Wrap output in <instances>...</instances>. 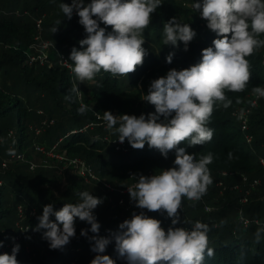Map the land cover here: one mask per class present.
<instances>
[{
    "label": "trees",
    "instance_id": "obj_1",
    "mask_svg": "<svg viewBox=\"0 0 264 264\" xmlns=\"http://www.w3.org/2000/svg\"><path fill=\"white\" fill-rule=\"evenodd\" d=\"M61 2L72 4V0H0V241L3 242L0 254L10 255L14 245L18 244V264H88L97 255L91 250L94 245L91 237L107 238L114 233V227L130 219L134 212L139 214L143 211L137 208L134 202L130 204L128 201L126 202L130 208H123L119 203L120 199L125 201L129 198V193L122 196L119 191L107 190L102 184L111 180L110 182H116L118 185L125 182L130 185L133 183L132 175L149 172L155 174L162 169H168L173 166L175 149L169 151L167 159L159 150L149 148L147 144L143 149H134L128 144L127 152H116L106 140L102 128L86 129L89 124L98 126V123L102 122L93 114L94 111L90 110L89 104H94L95 110L101 115L110 111L117 116L126 114L139 117L144 114L147 117V114L154 113L155 108L148 102H141L142 90L147 94L151 82L165 76L171 69L179 71L199 63L202 50L213 46V40L220 38L208 29L207 21L201 18L199 11H192L191 0H162V5L151 14V22L144 30L145 43L142 46L147 55L143 64L137 66L127 77H113L109 73L101 72L96 77L100 87L92 82H87L89 86H84L60 64L63 57L71 63L69 57L72 49L75 47L77 50H83L80 41L87 36L75 11L70 20L64 18L59 8ZM90 2L91 0H85V3ZM27 14L33 17H28ZM173 17L188 23L196 33L187 51L184 50L182 42H179V47L163 44V26ZM37 18L43 24L42 31L46 33V40L53 44L50 58L44 65H41V61H31L32 54H35L32 45L36 43L35 37L38 35L35 20ZM100 26L104 27L106 32L112 30L111 26L103 23ZM228 35L230 37V34ZM258 51L247 57L251 77L245 90L226 91L225 94L232 100V105L227 109L222 106L214 107L207 125L214 130L212 140L194 147H188L187 141L177 146L185 147L189 154H195L197 160L211 153L213 162L208 165L209 170L237 169L246 175L250 183L254 180L248 175V170L258 169L261 166L259 159L264 158V114H246V121L250 119L248 127L242 124L245 120L237 117L240 109L245 107L242 101L253 94V87H264V58ZM170 53H174V56L169 64L166 57ZM77 84L79 94L71 91ZM81 97L83 103L88 105V111L84 115L78 114L77 111ZM237 99L241 103H237ZM38 110L41 116H36L35 112ZM41 119L54 121L55 124L43 136L37 135L36 132ZM247 137L254 138L255 143L247 145ZM36 140L43 142L40 145L44 144L47 151L57 145L55 153H65L67 158L84 160L92 169L97 182H88L79 174L62 175L59 169L65 162L47 158L41 153L40 155L36 151L38 144L33 146ZM8 145H13L11 149H17L18 154H23L21 152L26 149L30 162L33 157L36 161L47 158L49 163L57 165V168L51 171L35 169L36 172L20 170L16 171V174L9 169L4 171L2 160L9 159L11 154ZM248 148H255L253 155L248 154ZM258 149H262L263 154H258ZM229 153L232 154L231 158ZM28 167L30 168V165ZM30 178H33L32 182L28 180ZM102 190L117 193L119 197L113 206L104 207L105 204L101 203L93 211L101 225L105 220L107 223L111 222L106 225L107 229L101 228L99 233L89 231L88 236H81V230L90 229L91 226L75 218V239L70 240L62 249H50L48 241L43 238V232L46 230L35 231L43 208L51 204L54 210L58 211L66 203L78 202L77 193L81 191H89L97 197L101 196ZM64 198H68V201ZM200 209L201 206L195 207L188 221H200L210 227L208 246L214 250V255L208 257L205 254L203 264H264V235L260 242H257L255 233L241 224L238 218L217 213L215 218L208 219V213L200 212ZM146 214L160 220L162 228L174 227L171 218L166 214L162 215L157 211H148ZM50 219L55 221L54 216ZM186 219L180 217L178 226L182 227L181 222H187ZM260 226H264V216ZM18 227L24 229L22 237L17 238V243L15 239L8 240L4 233L12 235ZM116 230L119 231V228ZM105 251L115 264H127L118 256L114 240Z\"/></svg>",
    "mask_w": 264,
    "mask_h": 264
},
{
    "label": "clouds",
    "instance_id": "obj_2",
    "mask_svg": "<svg viewBox=\"0 0 264 264\" xmlns=\"http://www.w3.org/2000/svg\"><path fill=\"white\" fill-rule=\"evenodd\" d=\"M161 5L162 0H91L90 3L72 0L71 5L61 2L59 8L64 18L70 20L75 11L87 33L80 41L83 50L74 47L69 57V67L76 81L79 84L92 82L100 87L96 77L101 72L127 77L142 65L147 55L142 46L144 30L151 22V14ZM190 6L207 21L208 29L220 37L213 40V46L202 50L200 62L179 71L171 69L151 82L142 99L153 105L155 111L147 117L144 114L114 116L110 111L98 116L107 130L118 135L121 143L127 139L134 149H143L147 144L159 150L165 159L169 151L175 149L172 167L151 176H133L135 182L128 187L130 199L137 208L160 211L171 218L173 226L180 222L178 209H182V199L200 201L213 183L208 168L213 155L209 153L197 160L195 154L177 146L187 141L188 147H194L212 140L214 130L207 125L214 107L227 109L232 105L226 91L245 90L251 77L247 57L264 48V39L258 38L264 36V0H191ZM101 23L111 26L112 30L106 32ZM195 35L188 23L175 17L163 26V44L179 47L182 42L185 51ZM173 56L174 53H170L166 62L170 64ZM71 91L79 94L78 84ZM252 93L258 101L264 98V87H253ZM236 102L241 103L239 99ZM252 103L255 106L256 101ZM77 111L80 115L88 111L82 97ZM237 118L246 122L245 109H240ZM231 156L229 153V158ZM77 196L78 202L66 203L58 211L51 204L45 206L38 217L35 231L46 230L43 238L50 249H62L70 243L75 236V218L91 226L82 229L81 236H88L89 231L99 233L100 224L93 211L103 203L102 199L89 191H81ZM53 216L55 221L50 219ZM191 225V230L169 227L166 232L160 220L144 211L134 212L110 237L90 238L94 240L91 250L97 253L91 264H115L108 255H100L113 240L118 256L127 264H203L205 254L214 255V250L208 246L210 227L200 221ZM262 235L264 227L255 233L257 242ZM19 248L16 244L10 255L0 254V264H18Z\"/></svg>",
    "mask_w": 264,
    "mask_h": 264
},
{
    "label": "rangeland",
    "instance_id": "obj_3",
    "mask_svg": "<svg viewBox=\"0 0 264 264\" xmlns=\"http://www.w3.org/2000/svg\"><path fill=\"white\" fill-rule=\"evenodd\" d=\"M26 16L33 17L31 14L30 15L27 14ZM38 16H39V13H38L37 17ZM35 20L37 22L38 35L35 37L36 43L35 44L33 43V45H32V47L34 48V49L33 48L32 49L34 50L35 54L34 55L32 54L31 61L33 63L41 61V65H44L46 63V61H48V58H50V53H51L50 49L53 47V44L49 43L46 40V33L42 31L43 30V24L41 23V20L39 18H37ZM35 20H32V21L34 22ZM203 20H205V19H203ZM261 39H264V36ZM258 52L264 58V48L259 49ZM64 62L65 61L62 60V62H60V64L70 72L71 76H74L70 70V67H69L70 64L67 63V65H65ZM81 84H84V86H89L87 84V82L81 83ZM140 89H141V87H140ZM144 91L145 90H142V94H141L142 98H143V95H145ZM253 101H256L255 106H253V103H252ZM262 101H263V103L261 104ZM141 102L144 103L146 101H144L142 99ZM242 102L245 106L243 109H245L246 114H250V116H251V114H254V113L257 114L259 112H263L262 114H264V98L259 99L257 101L256 97L253 94H251V95H249V97L245 98ZM94 107H95L94 104H89V108H91L90 110L94 111L93 114H95L96 118L98 120L102 121V122L99 121L100 123H98V126L94 125V127H93L94 130L97 129L96 127L102 128V132L104 134H106V137H105L106 140H108V142L112 144V146L114 147L116 152H121L123 149L117 150L116 144H115V140H119L118 135L113 134L112 131L106 129L105 124H103V120L98 118V116L102 117L101 113L96 111ZM35 114H36V116L42 115L40 113V110H38L37 113L35 112ZM114 116H117V115H114ZM249 120L246 122L244 121L242 123L243 126H247V127L250 126ZM38 126L39 127H38V129H36V131H40V135L43 136V134L46 135L48 133L49 128L54 127L55 124H54V121L49 122L48 120L41 119L40 124ZM254 141H255L254 138L252 139L251 137H247V145L254 144L255 143ZM124 142H126L127 145L129 144L127 142V139H125ZM40 143H43V142H37V140H36V142L33 144V146L38 144L37 147H40V148L45 147V146H43L44 144L40 145ZM12 146L13 145H8V147H10L9 150L11 151V154L9 155V159L2 160V169L4 171L9 169V171L16 174V171L20 172V170H21V172L22 171L36 172V171H34L35 169H45L46 171H51L53 169L56 170L57 165L49 163L50 160H48L47 158H56L55 156H60L62 159L60 158V160H57V161H59L61 163L65 162V163H62L63 164L62 168L59 169V171L61 170V174L62 175H64L65 173H70L72 175L78 174L77 169L74 166L70 165V162L74 159L82 160L81 158H67L65 156V153L63 155H61L60 153H55V155H54V153L51 152L50 150L47 151V149L45 147L44 152H39L37 150L36 151L39 154L40 153L43 154L47 158L45 160L43 158H41V160L36 161V158L33 157V161H35V162H33V161L30 162L26 156L27 155L26 151H25L26 149H24L23 152H21L23 154H18L17 149H15V148L11 149ZM124 149H126L125 152H127L128 146L125 147ZM254 149L248 148V154L250 156L253 155ZM256 151L258 154H260L261 152L263 154L262 149H258ZM63 156H64V158H63ZM259 162H260V159H259ZM27 164L30 165V168L28 167ZM260 165L261 166L258 169L256 168V170H248V173H249L248 175L254 181H258V185H254L253 184L254 181L250 183L247 180V182H245V178H247L246 175L241 173L240 171L238 172L237 169L222 170V169L217 168V169L210 170V173H211V176L213 179V183L208 186L207 192L201 198V200L198 202H194V201H189L186 198L182 199V209H178V212L180 214V217L187 218L186 219L187 222L186 221L181 222L182 227L184 226L183 228H186L189 230L191 229L192 223H189L191 221H188V219H190L191 212L193 209H195V207L201 206L200 210H202V211H200V212L208 213V216H209V217H207L208 219L215 218L217 213H222L224 216H229L231 218H238L240 220L241 224L243 223L246 228L249 227V230L252 233H256L257 229L261 228L260 224H261V221L263 220V216H264V203H262L264 201V166L261 163H260ZM132 176H131V181H132ZM28 180L32 182L33 178H30ZM217 180H219V181H217ZM110 181H108L107 184L111 185L112 188L116 191L126 190V189H128V187H130L133 184L131 182V184L128 185V183L125 182L123 185H118L116 182H110ZM115 185H118L119 187L115 186ZM57 194H58V192H57ZM109 194H111V195H109ZM97 197L101 198V199H105V201L102 200L103 201L102 204H105L104 207L106 205L113 206L116 203V200L119 199L117 193H111V192L109 193V192H105L103 190H102L101 196L97 195ZM64 199L68 201V198H64ZM128 199H126L125 201H123V199L122 200L120 199L119 203L123 208H125V207L130 208V205H128L126 202V201H128L131 204L132 201L130 199V196ZM121 201H122V203H121ZM105 202H107V203H105ZM143 211L145 213L148 212V210H146V209ZM157 212L160 213V211H157ZM184 212H186V213L183 214ZM149 213H152V212H149ZM106 221L107 220H105V222L102 223V225L99 223L100 229L101 228L107 229L106 225L111 224L110 221H108V223ZM245 221H247V223H245ZM174 227H180V226H178V224H177ZM262 227H264V226H262ZM18 228L19 229L16 232H14L12 235L11 234H5V233H4V235L6 237H8V240L12 241L15 239V242H16L17 238L20 239L22 237V232L24 230L22 227H18ZM118 228H119V226L114 227L113 231L117 232L116 229H118ZM165 229L166 228H164V230ZM72 239H75V237L71 238V240ZM101 254L102 255H108V254H106V251L104 253H101ZM29 264H33V263H29ZM75 264H76V262H75ZM83 264H87V263L84 262ZM88 264H91V262Z\"/></svg>",
    "mask_w": 264,
    "mask_h": 264
},
{
    "label": "built area",
    "instance_id": "obj_4",
    "mask_svg": "<svg viewBox=\"0 0 264 264\" xmlns=\"http://www.w3.org/2000/svg\"><path fill=\"white\" fill-rule=\"evenodd\" d=\"M63 60L65 61V62H67V60L63 57ZM64 62V63H65ZM68 63V62H67ZM67 63H65V65H67ZM94 127V125L93 124H89V125H87V127L86 128H90V129H92ZM37 132V135H39L40 134V131H36ZM115 144H116V149L117 150H121V149H123L122 151H126V149H124L125 147H127L128 145L126 144V142H123V143H121L119 140H115ZM56 147H57V145H54L53 147H52V149L50 150L51 152H53L54 153V155H55V152H54V150L56 149ZM36 150L37 151H39V152H44L45 151V147H37L36 146ZM56 158L55 159H58V160H60V156H55ZM63 158H64V156H63ZM62 159V158H61ZM260 163L264 166V158H261L260 159ZM70 165H72V166H74L76 169H77V172H78V174L81 176V177H83L86 181H96L97 180V178L95 177V175L93 174V171H92V169L90 168V166L89 165H87L83 160H79V159H74V160H72L71 162H70ZM139 175H144V176H151V175H154V173H152V172H149V173H147V174H135V175H133V176H136V177H138ZM133 176H132V180H133V183L135 182L134 181V179H133ZM245 182H247V178H245ZM253 184L254 185H258V181H254L253 182ZM104 185V187L107 189V190H110V191H115L109 184H103ZM119 193L122 195V196H124V195H126L127 193H129L128 192V189H126V190H121V191H119ZM121 203H122V201H121ZM165 231L167 232V230L165 229Z\"/></svg>",
    "mask_w": 264,
    "mask_h": 264
},
{
    "label": "water",
    "instance_id": "obj_5",
    "mask_svg": "<svg viewBox=\"0 0 264 264\" xmlns=\"http://www.w3.org/2000/svg\"><path fill=\"white\" fill-rule=\"evenodd\" d=\"M191 230V229H190Z\"/></svg>",
    "mask_w": 264,
    "mask_h": 264
}]
</instances>
